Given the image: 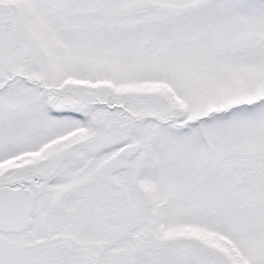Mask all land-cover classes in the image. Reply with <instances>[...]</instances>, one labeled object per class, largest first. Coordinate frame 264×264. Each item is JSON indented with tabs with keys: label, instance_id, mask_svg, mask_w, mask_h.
<instances>
[{
	"label": "snow or ice",
	"instance_id": "obj_1",
	"mask_svg": "<svg viewBox=\"0 0 264 264\" xmlns=\"http://www.w3.org/2000/svg\"><path fill=\"white\" fill-rule=\"evenodd\" d=\"M0 264H264V0H0Z\"/></svg>",
	"mask_w": 264,
	"mask_h": 264
}]
</instances>
